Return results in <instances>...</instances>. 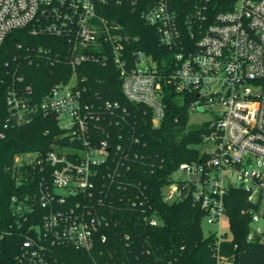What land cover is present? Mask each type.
I'll use <instances>...</instances> for the list:
<instances>
[{"label":"built area","instance_id":"built-area-1","mask_svg":"<svg viewBox=\"0 0 264 264\" xmlns=\"http://www.w3.org/2000/svg\"><path fill=\"white\" fill-rule=\"evenodd\" d=\"M225 0H0V51L7 34L32 26L33 33L64 36L73 73L34 101L30 86L6 92L7 114L0 119V138L10 127L27 124L34 116L52 115L58 128L82 146L56 147L44 154L26 152L14 158V169L40 166L38 202L11 198L14 212L45 211L39 224L27 226L13 264H48L49 246L70 245L90 251L106 241L105 216L89 206L66 204L76 194L92 197L94 178L108 162L118 167L127 156L113 149L109 132L97 145L85 139L96 117L83 101L75 68L83 63L112 64L120 89L130 102L148 106L152 123L164 117L165 85H171L188 113L208 111L210 128L203 142L202 161L181 162L164 192V200L190 197L204 209L202 222L216 225V264H232L220 257L218 245L226 230L224 197L229 187H243L258 210L250 211L247 240L264 239V0H235L228 10H216ZM145 26H152L161 48L168 54L154 59L143 49L129 51L126 11ZM126 14V15H125ZM19 77L17 80H21ZM105 111L115 114L118 102L105 101ZM199 123V124H201ZM49 178H47V172ZM116 169L107 175L113 178ZM185 173L188 178L176 177ZM192 176V177H191ZM62 189L64 192H58ZM100 203V199L97 201ZM24 206V208H23ZM34 215V212H33ZM149 224L155 225L154 218ZM3 233L0 232V238Z\"/></svg>","mask_w":264,"mask_h":264},{"label":"trees","instance_id":"trees-1","mask_svg":"<svg viewBox=\"0 0 264 264\" xmlns=\"http://www.w3.org/2000/svg\"><path fill=\"white\" fill-rule=\"evenodd\" d=\"M234 1L225 0L215 8L228 10ZM128 11L125 27L130 37L129 51L143 49L154 59L168 54L170 49L158 44L155 28L145 26ZM68 49L64 36L33 33L29 25L7 34L0 51L1 120L7 114L9 89L18 91L30 86L31 98L38 101L55 84L71 77ZM75 73L81 79L79 86L84 87V103L98 115L90 120L85 139L90 145H97L104 137L100 128H105L110 147L124 148L127 156L118 167L112 162L101 167L93 179L92 197L78 193L66 203H91L102 213L107 221L102 229L106 241L97 242L90 251L70 245L49 246L48 264H216V235L204 234L205 211L200 204L190 197L164 200L178 165L206 158L197 144L203 142L210 129L207 123H188L186 105L175 99L171 85H165L164 117L154 126L148 106L123 96L118 71L112 64L102 67L83 63L75 68ZM19 77L22 79L17 80ZM105 101L118 102L115 114L104 110ZM80 143L66 136L52 115L38 114L27 124L5 130L0 138V264H13L27 226L39 224L45 213L37 204L34 215L24 209L14 212L13 196L27 204L38 202L41 174L39 165L17 171L14 158L26 152L44 154L56 147ZM115 169L111 179L107 174ZM224 204L229 231L219 242L220 257L232 264H264V239L256 236L247 240L250 211L258 210V204L250 202L247 193L235 186L228 188ZM151 218L156 220L155 225L149 224Z\"/></svg>","mask_w":264,"mask_h":264},{"label":"rangeland","instance_id":"rangeland-1","mask_svg":"<svg viewBox=\"0 0 264 264\" xmlns=\"http://www.w3.org/2000/svg\"><path fill=\"white\" fill-rule=\"evenodd\" d=\"M179 101H180V99H178V102ZM210 119H212V117L210 116L208 111H204V112H200V113L192 112L189 114L188 123L199 124V123L203 122L204 120H210ZM210 146L211 145L207 142H201V143L197 144V147L202 151H208ZM175 176L176 177L178 176L181 179L188 178V176L185 173H177V174H175ZM57 191L58 192H64V191H62V189H57ZM260 207H261V211L264 210V202L261 203ZM257 223L264 225V219L259 220ZM216 228H217L216 225L208 224L204 221L202 222V229H203V232L205 235H207L209 231L214 230ZM222 230L229 231L228 224H227L226 220L223 221Z\"/></svg>","mask_w":264,"mask_h":264},{"label":"crops","instance_id":"crops-1","mask_svg":"<svg viewBox=\"0 0 264 264\" xmlns=\"http://www.w3.org/2000/svg\"><path fill=\"white\" fill-rule=\"evenodd\" d=\"M240 188H241V187H240ZM259 209H261V207H260ZM226 221H227V220H226ZM227 232H228V231H227ZM227 232H226V233H227Z\"/></svg>","mask_w":264,"mask_h":264},{"label":"water","instance_id":"water-1","mask_svg":"<svg viewBox=\"0 0 264 264\" xmlns=\"http://www.w3.org/2000/svg\"><path fill=\"white\" fill-rule=\"evenodd\" d=\"M243 187V185H241V188Z\"/></svg>","mask_w":264,"mask_h":264}]
</instances>
